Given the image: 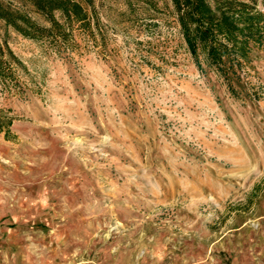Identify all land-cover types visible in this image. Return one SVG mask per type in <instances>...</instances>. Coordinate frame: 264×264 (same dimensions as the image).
Returning a JSON list of instances; mask_svg holds the SVG:
<instances>
[{
  "label": "rangeland",
  "instance_id": "obj_1",
  "mask_svg": "<svg viewBox=\"0 0 264 264\" xmlns=\"http://www.w3.org/2000/svg\"><path fill=\"white\" fill-rule=\"evenodd\" d=\"M91 7L66 50L0 22V264H264V50L232 95L169 0Z\"/></svg>",
  "mask_w": 264,
  "mask_h": 264
},
{
  "label": "trees",
  "instance_id": "obj_2",
  "mask_svg": "<svg viewBox=\"0 0 264 264\" xmlns=\"http://www.w3.org/2000/svg\"><path fill=\"white\" fill-rule=\"evenodd\" d=\"M20 1L48 24L40 25L28 11L0 1V22L24 38L66 50L71 46L74 28L92 34L91 18L95 17L92 0ZM260 2L264 8V0ZM169 4L196 67L203 71L204 64L214 70L229 92L236 95L232 83L240 80L243 64L251 61L253 50H264V11L241 0H169ZM13 64H19L17 58L5 42H0L2 81L15 79ZM0 125L8 129L11 121L0 117Z\"/></svg>",
  "mask_w": 264,
  "mask_h": 264
}]
</instances>
